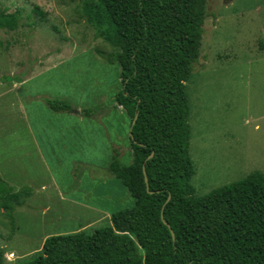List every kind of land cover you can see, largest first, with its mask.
<instances>
[{
    "label": "rangeland",
    "instance_id": "rangeland-1",
    "mask_svg": "<svg viewBox=\"0 0 264 264\" xmlns=\"http://www.w3.org/2000/svg\"><path fill=\"white\" fill-rule=\"evenodd\" d=\"M17 9L16 29L0 28V177L19 194L0 201V264H27L47 237L109 226L136 203L120 179L92 178L116 153L133 158L121 66L105 58L118 47L97 35L83 0H0V14ZM205 10L186 81L198 196L264 173V0H207ZM46 98L98 111L58 112Z\"/></svg>",
    "mask_w": 264,
    "mask_h": 264
},
{
    "label": "trees",
    "instance_id": "trees-1",
    "mask_svg": "<svg viewBox=\"0 0 264 264\" xmlns=\"http://www.w3.org/2000/svg\"><path fill=\"white\" fill-rule=\"evenodd\" d=\"M206 1L83 0L97 35L118 47L105 55L121 66L118 103L132 120L138 113L132 161L123 164L116 153L108 167L136 203L114 212L109 226L47 237L27 264H264V173L203 196L191 183L186 81L200 56ZM20 14L3 11L0 28L16 29ZM45 101L55 111L74 109L63 98ZM12 190L0 177L3 207L19 198Z\"/></svg>",
    "mask_w": 264,
    "mask_h": 264
},
{
    "label": "crops",
    "instance_id": "crops-1",
    "mask_svg": "<svg viewBox=\"0 0 264 264\" xmlns=\"http://www.w3.org/2000/svg\"><path fill=\"white\" fill-rule=\"evenodd\" d=\"M123 88V87H122ZM47 103V102H46ZM72 104V103H71ZM118 104V103H117ZM47 105H48V103H47ZM120 105V104H119ZM49 106V105H48ZM102 106V105H101ZM101 106H98V109L101 107ZM121 106V105H120ZM120 106H117V107H115V108H113V109H119L120 108ZM50 107V106H49ZM123 106H121V108H122ZM51 108V107H50ZM124 108V107H123ZM52 109V108H51ZM85 109V108H84ZM125 109V108H124ZM53 110V109H52ZM55 111V110H54ZM78 112V109L75 111V108L71 111H65V112H70V113H72V112ZM98 111V110H97ZM96 111V112H97ZM121 111H123L122 109H121ZM58 112H64V111H58ZM79 112H81V114H74V113H72V114H74V115H77V116H88V115H84L83 113H82V111H80L79 110ZM100 113L102 114V109L100 110ZM96 114V113H95ZM94 115H91L90 117H93ZM102 120V119H101ZM100 120V121H101ZM100 121H98V122H100ZM131 131V130H130ZM131 133V132H130ZM129 135H131V134H129ZM127 150V149H126ZM120 154V153H119ZM112 177H114V176H112L111 174H109V172L107 173V171H105V172H103L102 174H100V175H98L97 177L94 175V176H92V178L96 181V183H98V182H101V181H105V180H107V179H109V178H112ZM101 178H103V179H101ZM116 178V177H115ZM78 179H79V181L81 182V179H80V177H78ZM78 181V180H77ZM78 181V182H79ZM48 207H46V208H44V210H46ZM91 209H93V207H91ZM95 211V210H94ZM96 211H97V209H96ZM114 213V212H113ZM112 213V214H113ZM108 216V217H110V215L108 214V213H106V212H104L103 210L101 211V216H99V217H102V216ZM98 217V218H99ZM97 219V218H96ZM86 221H88V220H86ZM76 229H79V231L80 230H85L86 228H84V226L82 227V226H79V227H75V230ZM74 230V231H75Z\"/></svg>",
    "mask_w": 264,
    "mask_h": 264
},
{
    "label": "water",
    "instance_id": "water-1",
    "mask_svg": "<svg viewBox=\"0 0 264 264\" xmlns=\"http://www.w3.org/2000/svg\"><path fill=\"white\" fill-rule=\"evenodd\" d=\"M137 118H138V113H136L134 119L132 120V127H131V133H130L132 139H134V134H133L132 129H133V125L136 123ZM135 142H137V141L135 140ZM154 154H155V153L152 152V153L150 154L149 158L153 157ZM144 176H145V181H146L147 187H149V179H148V174H147V171H146V168H145V167H144ZM149 191H150V190H149ZM150 192H152V191H150ZM163 221H164V223H165L166 225L169 226V228H170V230H171V233H172V235H173V238L175 239V232H174V230L172 229V227L170 226V224L168 223V221H167L165 218H163Z\"/></svg>",
    "mask_w": 264,
    "mask_h": 264
},
{
    "label": "built area",
    "instance_id": "built-area-1",
    "mask_svg": "<svg viewBox=\"0 0 264 264\" xmlns=\"http://www.w3.org/2000/svg\"><path fill=\"white\" fill-rule=\"evenodd\" d=\"M11 256L13 257V256H14V254L12 253V254H11Z\"/></svg>",
    "mask_w": 264,
    "mask_h": 264
}]
</instances>
